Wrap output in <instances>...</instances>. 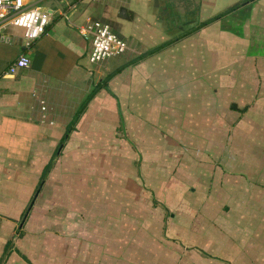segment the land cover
I'll use <instances>...</instances> for the list:
<instances>
[{
  "label": "crops",
  "instance_id": "crops-1",
  "mask_svg": "<svg viewBox=\"0 0 264 264\" xmlns=\"http://www.w3.org/2000/svg\"><path fill=\"white\" fill-rule=\"evenodd\" d=\"M22 1L51 18L28 48L21 28L0 27V259L12 246L0 264H225L205 260L204 248L185 263L176 237L212 243L233 255L226 264H264V187L208 181L219 173L209 156L171 138L218 144L225 125L227 159L249 165L239 175L252 161L264 174V0ZM91 20L125 41L123 53L88 61L79 27ZM20 53L28 66L8 74ZM124 122L136 143L163 146L135 156L110 147L124 142ZM161 122L169 132L143 130ZM125 155L132 169L141 160L161 215L144 203L141 211L137 191L124 196ZM182 201L194 213L166 215Z\"/></svg>",
  "mask_w": 264,
  "mask_h": 264
},
{
  "label": "rangeland",
  "instance_id": "rangeland-1",
  "mask_svg": "<svg viewBox=\"0 0 264 264\" xmlns=\"http://www.w3.org/2000/svg\"><path fill=\"white\" fill-rule=\"evenodd\" d=\"M124 123L126 124V122H124ZM125 124H123V128L121 130L118 128V131H117V136L122 137V140L124 142L109 144L110 147H114L116 149L117 148L118 149L122 148L125 152L128 151L130 153V156L132 154L135 156L134 151L138 150V148L139 149L140 148H144L143 151H147L148 149L150 151V150H153L154 146H158V147H155V148H158V149H160L163 146V145H161V143L153 145L154 142L151 143V144H149V143L147 144V142H143L145 144H142L141 142L136 143L134 141V140H136V138L133 136L134 132L131 131L132 129L129 128L127 124L126 125ZM224 127H225V125H224ZM224 127H221L219 129V132L217 131V134L220 135V141H219L220 143L213 144V145L206 144V143H204L202 145H200V144H198V145H196V144L184 145V144L181 143V141H183V140H182V137L180 135H177L176 137H175V135L174 136L171 135L172 137L171 136L170 137L172 138L173 141H175L174 145H176V143H177V146L188 148V149H190V151H192V150H198L199 152L202 151L203 153L207 154L206 156H209L211 162L214 164V168L218 169L219 173H218V176H214L213 175L214 172H212L211 176L208 178V181H213L214 182V180L216 179L217 181H215L214 183L218 182L220 184V186H221V185H225V181H226V179H228V176H229L231 179L232 178H234V179H236V178L238 179L239 178L241 183L251 184L252 186H255V188L256 187L259 188L260 186L264 187V174H257V173H262L261 170L260 171L257 170V168L260 167V165H259L260 161L258 163L256 161L255 162L252 161L253 163L250 166L253 167V170L254 169L255 170L251 174L247 173V175H244V176L241 175L240 176L239 172H245V168H248V172H249V165L248 166H246V165L245 166H241L240 162H239V159L236 156L234 157V155H233L234 161H233V157H229V158H231V160L227 159V153L232 152L231 148L233 146V144L228 143V138L231 137L233 134H232L231 131L228 132L227 128L226 127L224 128ZM140 130H142V128ZM143 130H145V131L148 130L153 135L154 134H158L159 135V133L161 134V133H163L165 131L166 132L170 131L169 129H166V128L163 127L162 122H161L160 126L156 125L154 129L153 128H149V129L148 128H143ZM134 131L136 132L137 130H134ZM205 134L207 135L208 133H205ZM241 147H242V145H241ZM126 156H129V155H125L124 156L123 168H124V172L125 173L128 172V168H129L130 173L129 172L128 173L131 174V177L130 176L129 177H127V176L124 177V180H123V184H124L123 194H124V196L125 195H127V196L128 195H133L134 194L133 191H137L136 193L139 194V199L141 201L140 204L142 205L140 210L143 211V207L144 206H143L142 203H144V205L146 204L147 207L150 206V210L151 211H153V212L160 211V215H161V213H162L161 209L159 210V207L156 208V206L159 205L158 197L156 196V199L158 200L157 201L155 199V196H154L155 193L148 191L150 183H149V181H147V178L149 176L147 175L146 170L143 169V166H142V168H138L140 166V161L141 160H138V162L136 163V165L138 164V167L135 168V169H132V167H131L133 165L132 161H134L132 159H134V158L131 157V159H127ZM251 167H250V170H251ZM136 169L139 170V172L141 174L140 176L138 175L139 172H136ZM242 170H244V171H242ZM173 177H174V175H173ZM219 180H220V182H219ZM115 181H116V179H115ZM132 181H133L134 185H133ZM109 185L111 186V184H109ZM118 193H120V192L118 191ZM179 204L176 205L175 207H172L171 211H170V209H167L166 210V215L168 216V214L174 213L172 211H177V212L184 211L186 213V211H190L191 210V209H188L187 207H185V203L183 201H182V203L179 202ZM246 209H247V212H245V213L247 215H249V216H258L260 214L259 213L260 210H258V207L257 208L248 207ZM219 210L221 212H225L226 208H225V206H221L220 208H218V211ZM190 212L194 213L193 210H191ZM242 214H243V212H242ZM152 217L154 218L155 214H153ZM165 218H167V217H165ZM157 219L158 218H156L155 221L153 219H151V221H153L155 223V222H157ZM147 225L150 228L152 226V223L149 222ZM155 225L157 227L156 229H157V232H158V225L157 224H155ZM166 226L168 227L169 225L167 224ZM220 228H221L220 231L223 233L224 229H223L222 225H220ZM224 233H223V235L228 236V234H226V232H224ZM170 241H171L170 244H172V245L181 246V247H185L186 248V249H183V255H185V256L182 257V259L185 260V263H189V262L194 263V261L196 260V257H197L194 254H198V257H200V255H199L200 253L199 252L204 251V250H201L203 248L208 253H210L211 256H213V257H210V256H207V255H204V259L207 260V261H210L212 263H215V262L218 261L217 259H220L223 263L226 264V263H229V260L233 256V255L231 256V255H228V254H225V255L222 254L221 255L220 253L216 254L211 249V248L214 247V246H212V243H210V245H208V246H205L203 244V246L200 245V247H199L198 246L199 241L196 242L195 240H193L192 242H189V240L188 241L185 240L183 242V241L178 240V238L176 237V238H172ZM183 243H185V244H183ZM171 247H173V246H171ZM199 248H201V249H199ZM205 252H204V254H205ZM254 258H258V259H255L254 261H252L253 263H255V262H257L259 260L258 256H255ZM92 259H97V256H92ZM81 260H82V257L78 258V259H75V258L73 259V257H72V261H74V262H80ZM243 260H244V257H243V259H241V261H239V263L240 264L243 263ZM248 260H249V257L247 258V261ZM178 263H179V260H176L172 264H178Z\"/></svg>",
  "mask_w": 264,
  "mask_h": 264
},
{
  "label": "built area",
  "instance_id": "built-area-1",
  "mask_svg": "<svg viewBox=\"0 0 264 264\" xmlns=\"http://www.w3.org/2000/svg\"><path fill=\"white\" fill-rule=\"evenodd\" d=\"M50 18V13L39 6H25L22 0H0V27L11 25L21 28L24 48L30 47L44 32ZM79 30L90 39V51L87 55L90 63L120 55L126 49L125 41L112 33L108 25L98 20L83 23ZM0 38L7 40L6 35H1ZM28 63L27 56L20 53L9 63L6 72L13 74L17 69L27 67Z\"/></svg>",
  "mask_w": 264,
  "mask_h": 264
},
{
  "label": "trees",
  "instance_id": "trees-1",
  "mask_svg": "<svg viewBox=\"0 0 264 264\" xmlns=\"http://www.w3.org/2000/svg\"><path fill=\"white\" fill-rule=\"evenodd\" d=\"M217 17V16H216ZM213 18H215V17H213ZM212 18V19H213ZM209 20H211V19H209ZM206 22V21H205ZM205 22H203V23H205ZM120 69L119 68H117V69H115V70H113L111 73H109L106 77H105V79L104 80H107L111 75H113L114 73H116V72H118ZM104 82V81H103ZM80 111V110H79ZM78 111V112H79ZM77 112V113H78ZM76 113V114H77ZM76 116V115H75ZM70 127H67L66 128V131H68V129H69ZM46 169H47V167H45V169H44V172L46 171ZM12 246H11V241L10 240H7L6 242H5V244H4V247H3V251H2V256H3V258L4 257H6L7 256V254L9 253V249L11 248ZM2 258V257H1ZM2 258V259H3ZM2 259H0L1 261H2ZM0 261V262H1Z\"/></svg>",
  "mask_w": 264,
  "mask_h": 264
},
{
  "label": "water",
  "instance_id": "water-1",
  "mask_svg": "<svg viewBox=\"0 0 264 264\" xmlns=\"http://www.w3.org/2000/svg\"><path fill=\"white\" fill-rule=\"evenodd\" d=\"M230 107H232V108H234V109H238L234 103H232V104L230 105Z\"/></svg>",
  "mask_w": 264,
  "mask_h": 264
}]
</instances>
